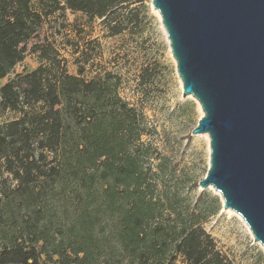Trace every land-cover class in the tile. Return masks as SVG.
Listing matches in <instances>:
<instances>
[{"label": "trees", "instance_id": "trees-1", "mask_svg": "<svg viewBox=\"0 0 264 264\" xmlns=\"http://www.w3.org/2000/svg\"><path fill=\"white\" fill-rule=\"evenodd\" d=\"M33 1L0 0V80L25 60L21 46L54 12L69 10L89 22L102 20L115 36L125 30L120 12L142 0H51L44 12ZM33 51L40 66L0 88L3 109L23 114L0 127V156L19 182L8 212L0 208V264H40L43 255L53 264H104L103 238L97 236L103 215L117 219L126 264H176L179 256L186 264H233L214 238L193 224L180 226L174 250L167 252L166 240L150 231L156 209L142 153L143 116L106 77L88 81L67 73L51 46ZM56 65L60 72L53 70ZM39 105L43 112H30ZM45 151L59 159V167L41 164ZM73 182L81 202L75 224L65 228L42 222L44 210L37 208L45 195L37 183L56 196L67 195ZM25 209L36 214L27 217ZM20 218L23 226L17 227Z\"/></svg>", "mask_w": 264, "mask_h": 264}, {"label": "rangeland", "instance_id": "rangeland-1", "mask_svg": "<svg viewBox=\"0 0 264 264\" xmlns=\"http://www.w3.org/2000/svg\"><path fill=\"white\" fill-rule=\"evenodd\" d=\"M51 3V0L33 1L35 8L42 12L47 9L46 4ZM120 20L125 30L112 36L102 20L89 22L84 14L69 10L54 12L33 38L21 46L25 60L0 80V88L40 66L38 53L33 51L39 46H51L52 54L71 75H81L88 81L106 77L119 96L143 116L146 135L142 138V153L156 209L150 231L166 240L167 252L171 255L174 250L180 226L193 224L203 227L214 238L218 250L233 264H264V247L255 241L244 220L235 212L224 210L223 199L213 187L202 189L199 186L210 167V139L207 134L193 135L192 131L204 112L195 98L183 96L177 63L152 0L126 7L120 12ZM52 68L57 72L61 70L57 65ZM41 111H44L43 105L30 112ZM22 115L5 110L0 104V127L19 120ZM39 152L37 150L36 154ZM44 153L46 158L40 159L41 164L59 167V159L47 151ZM44 185H36L45 195L43 205L37 208L44 210L42 222L50 226L58 223L65 228L75 224L81 202L74 193V182L67 195L54 196L44 190ZM18 186L5 158L0 156V208L3 212H8L10 198L18 197L15 194ZM25 214L30 217L36 212L25 209ZM22 219L17 227L23 226ZM100 224L101 227H97V236L103 238V247L99 246L100 260L104 264H126L117 241V219L103 215ZM1 235L0 227V246L4 242ZM28 238L27 235L25 239L30 242ZM52 261L43 255L40 264H53ZM176 264L186 263L179 256Z\"/></svg>", "mask_w": 264, "mask_h": 264}, {"label": "water", "instance_id": "water-1", "mask_svg": "<svg viewBox=\"0 0 264 264\" xmlns=\"http://www.w3.org/2000/svg\"><path fill=\"white\" fill-rule=\"evenodd\" d=\"M169 40L183 96L204 116L213 187L264 247V0H152Z\"/></svg>", "mask_w": 264, "mask_h": 264}]
</instances>
